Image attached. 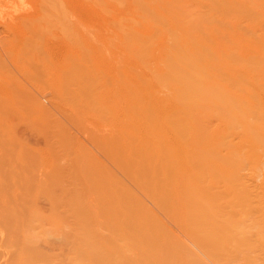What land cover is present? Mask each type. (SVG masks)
<instances>
[{
    "label": "bare ground",
    "instance_id": "bare-ground-1",
    "mask_svg": "<svg viewBox=\"0 0 264 264\" xmlns=\"http://www.w3.org/2000/svg\"><path fill=\"white\" fill-rule=\"evenodd\" d=\"M14 1L15 0H0V4L11 5L10 3ZM16 1H20L21 3L23 0ZM28 1L33 3V7L32 9L30 8L31 11L27 13L23 10V13L15 15V12L13 14L8 13L11 15H7L6 13L5 19L2 17L3 15L0 14V26H3L6 32L2 29L0 31L1 33L3 31L5 34H9H6L8 39L5 40V34L0 33L2 35L0 38L5 37L4 41L3 38L0 40V45H4L2 42H5V44L20 43L24 45H22V47L25 51L23 50L22 52L21 50L22 53H19L20 55H16L17 53H15L13 56V53L9 55L8 51H3L5 55L8 53V58L11 55L13 56L9 58L10 61L12 59V61L16 62L17 59L22 60L23 58V60H32L36 65L39 63V67H37H41L40 69L43 73H41L42 76L40 74L39 76L41 78L43 77L42 80L46 79V82L50 81V78L54 80L53 83L51 80L49 84L50 87L55 89L53 90L55 92L52 93L56 95L65 93L66 91L64 90L68 85L78 86L80 84L79 86H81V83H84L85 91H87L88 83L91 88L97 87L94 88L97 91V94L95 93L97 96L98 94H107L109 92V86H113L115 93L112 95L114 96V94H116V96H118L117 98H119V100H117V102L119 101V108H117V110L121 116V122H119V124H122L120 125V127H122V133H120L122 135L126 134V136L124 135L126 139L122 140L126 148L122 147L124 152L119 149L123 154L119 153L120 151L117 150L119 151L118 155L113 153V155L110 154V156L112 155V158L115 156L113 158L114 160L116 158L117 160L124 158L122 160L125 161L118 160L117 162H123V166H127V161L131 164V159L138 158V160L141 161H139L140 163L133 161L137 165L139 163V166H141L139 171L146 163H142V160L149 159L151 161L150 165L149 162L145 165V167L147 165L149 166V168L147 166L146 169H150L149 174H152L148 176L152 181V183H150L151 185H148V187L146 186L150 189H148L149 191L147 190L148 193L145 192V189H147L145 188L146 183L143 182V184H141L142 181L135 175L138 181L137 186H135L139 191H142V197L145 196V198L149 199L154 205V208H159L157 210H162V213L165 211L171 213V216L168 214L166 219L172 221L173 227H176L175 229H179L178 231L183 235L182 239H185L184 236H186V239L189 241L191 238L193 239L194 236L198 237V235H201L200 237H203L207 243L208 238H212V234H214L212 232H215L213 230H216V232H219V235L221 233L222 236L220 237H222L224 241L227 240L231 242L238 239L244 242L249 240V243L252 242L250 243V248L245 249V255L244 253L242 254V257L244 255L242 259H248V261L250 259L255 263L256 260L258 261L259 255L252 256V252L257 253L258 250L255 251L257 246L255 248L253 247L255 245L252 246L254 241L255 243H260V251L258 250V253H260V256L263 255L264 257V0H208L206 2L203 0H53V3L55 2L54 4L48 3L51 0ZM46 2L48 4L45 5ZM43 4L45 7L42 6ZM49 4H52L50 5L52 7L53 5L57 7L60 5L61 9H65L63 10L64 15L67 14L66 12L68 9L70 10L69 12L72 11L71 13H74V15L80 18H84L85 16H78V13L89 15V18L92 16L90 20L88 17V19L85 18L87 22H90H88V28H83V31L82 28H80L81 30L79 28L77 30L76 26L74 28V25L72 26L70 22L68 23L67 21L69 19L66 21L68 24L60 20L61 23L57 24H61L58 28L65 29L63 32H74V34L76 33L75 35H77L79 31L80 36L85 35L86 38L96 37L103 39L110 38L107 37L108 34L110 36L116 34V37L112 36L114 39L111 37L108 40L112 41V39L116 40V38H118L119 43H121L120 45H123L121 47L122 49L119 48L122 51H117L119 53V57L116 58L117 61L114 59V54H111L112 57H110L108 56L110 54L107 53V56L112 59L113 63L116 61L113 69L118 67L116 69L119 71L120 67L122 70H120L121 72L119 71L120 74L113 83L110 82L108 85L107 81H105L108 87L106 84H103L105 83L102 81L103 77H100L105 75L103 73L112 69L109 63L111 59H108V57L104 55L105 52L102 53V49H95V51L91 53L84 51V54L83 45L79 44L77 48V45L62 44V41H58L57 35L47 38L46 41L45 38H40L39 36L37 38L40 39L38 40L40 43L37 44L38 41L32 43L34 38L31 37V33L39 32L37 26L42 20H40L39 17L41 18L42 16L43 18L48 14V11H46L47 6L49 12L50 9H54L50 8ZM192 5L194 9L189 11L187 8ZM225 5L230 9L228 10ZM42 7L46 14L44 16H39V11L41 10L40 12H43ZM224 7H226V10ZM107 8H112L114 10L112 15L110 14L111 16L108 17L107 15L105 16V11L108 10ZM59 9L58 11H60ZM186 9L191 13H188ZM183 10L185 12H183ZM17 11L20 12L19 10ZM71 13H68V15ZM155 13L159 16L157 18L160 19H158L159 21L157 20V22H153L155 20L152 21L151 18ZM56 15L54 14L53 16L52 14L53 17ZM52 16L49 14L48 17L53 18ZM37 18L39 22L37 21L38 23L36 24L35 21ZM53 20L55 19L53 18ZM57 21L59 20L57 19ZM50 24H48V27L51 26ZM76 25H78V23ZM79 26L81 25L79 24ZM40 28L41 27H39V30ZM50 28L51 27H49V29ZM58 28L55 27L59 32ZM79 34L77 36H79ZM35 35L36 34H33L34 37H36ZM75 35H73V37L77 38ZM32 38L33 40L31 42H27L28 39ZM76 38L73 40L74 44H76ZM116 43L118 42L115 41V44ZM119 43L117 45H119ZM41 45L48 49V53H56L57 55L58 53L59 55L62 54V56H60L61 58L58 57V59L54 61L50 59L49 56L47 57L50 60L47 59V57L45 58L49 61L44 60V58L43 60L34 59L36 57L34 55L36 53L35 49L41 51L43 48L41 50L38 48L41 47ZM118 53H116L117 56ZM24 55H28L30 58L27 59V56L24 58ZM1 58L3 57L0 56V59ZM24 62H22V64L19 63L20 65L16 63L18 66L13 64L17 67H15L17 71L16 75L25 70L24 67L33 65L29 60ZM26 63H29V65L21 67ZM31 67L33 68V66ZM32 68L29 69L31 70ZM8 69L5 71L6 74L0 71V93L7 97V92L2 91V88L5 87L7 82L10 83L9 81H11L14 76L16 77L14 73H12L13 76L11 72H9L10 70L8 73ZM66 69H68V71H65ZM26 70L25 73L27 72ZM22 75L25 76L26 74L22 72ZM33 77L35 76L32 75L31 80L34 79ZM13 80L15 81V78ZM37 80H35V82L33 81L35 85L37 84L36 82H38L40 86H43L45 81L43 82L40 80L39 82L38 78ZM15 82H17V80ZM46 84L44 83V85ZM46 89L47 87L45 90ZM3 90H5V88ZM90 93H88V95H90ZM22 94L20 93L19 98ZM91 94L92 97L87 96L88 99L95 98L96 95L93 96L94 94ZM11 95L13 96V94H10V98ZM69 95L72 96L71 93ZM74 95H77V93ZM83 95L84 94H82V96ZM15 96L18 95L16 94ZM25 96L23 95V97ZM80 96L79 94V97ZM75 97L77 98L78 96ZM72 98L70 99L72 100ZM88 99L86 100L91 102L92 99ZM95 99H97V97ZM66 102L68 101L66 100ZM94 102H96V100ZM106 103L107 102H105V104ZM91 105L92 104H90V107H92ZM90 107L88 108L91 109ZM92 109L94 110L93 107ZM120 130L119 128V131ZM125 131L126 133L123 134ZM120 133L117 135L119 139L122 137ZM100 134L102 135V133ZM256 168L259 169L256 171L259 174L253 176L251 170ZM151 171L153 173H150ZM144 173L141 174L140 177L144 175L141 177V180L144 179L146 181L148 179L146 175L148 174L145 175ZM144 177H146V179ZM149 179L147 180L148 183L150 182ZM137 181H135L134 184H136ZM119 182H117V184H120ZM122 185L120 187H122ZM141 186H143V188ZM114 188L112 187L111 189L113 190ZM121 190H119V192H121ZM126 190L129 191V187L124 191ZM76 191L74 192L77 193ZM94 191L96 192L97 190ZM106 191L109 190L103 189L105 194L103 193L102 196L105 197V195L108 194ZM115 191L116 190H114V192ZM127 191L123 194L125 195L126 193L127 195ZM114 192L112 191V195ZM110 193L108 194L109 197H111L110 201L114 203L112 198L116 200L118 197H112ZM114 196H118V193ZM129 196L133 199L135 198L130 194L128 197L126 196L127 199H125L129 200ZM109 197H107L106 200L109 199ZM126 200H122V207L128 205ZM132 200L130 201V205H132ZM107 201L109 202V200ZM119 201H121V199L118 200V205ZM111 202H109L110 205L112 204ZM113 206L116 205L113 204ZM120 206L121 204L119 208H121ZM198 207L202 209L203 215H197L198 217L195 216V220L193 216H190L193 220L192 222L188 219L187 215H189L188 213L191 212V209H199ZM228 207L236 209V211H234V215L236 216L232 215L231 218L227 217V219L225 218L228 215L227 213L225 217H223L225 219L222 217L220 218L217 215V211ZM78 209L80 210V208ZM146 209H148V207H146ZM151 211L149 214L153 213ZM145 212L147 211L145 210ZM159 212L157 211L158 215ZM105 218L106 217H104V219ZM83 222L84 221L80 223ZM160 222L162 221L159 220L158 223ZM167 222L165 225H167ZM173 227H171V229ZM172 231L170 230L169 235L172 234ZM161 234L162 232L160 233L159 239H165L164 235L166 232L165 234ZM106 236L107 235H105V237ZM215 238H217V241L220 239L216 236ZM155 239H157V236ZM163 241L165 243V240ZM222 243L223 242H221V244ZM81 244L84 246L86 243L84 244L83 241ZM87 244L91 245L89 242ZM168 245L170 247V244ZM87 247L85 246V248ZM80 248H82V245ZM207 248L208 247H206L207 253L201 254L208 257V254L212 255L214 252L212 251L213 249L210 250L212 252H208ZM220 249L222 250V248ZM82 252H84V249ZM215 257L217 259L218 255L212 258L215 259ZM237 258L235 257V259ZM200 259L199 255H195L194 260L196 262H201ZM233 259L234 258H232V260ZM229 260L231 261V259H228V261ZM247 262L245 261V263ZM220 263L222 264V262ZM248 263L251 264L252 262L250 263L249 261Z\"/></svg>",
    "mask_w": 264,
    "mask_h": 264
},
{
    "label": "rangeland",
    "instance_id": "rangeland-1",
    "mask_svg": "<svg viewBox=\"0 0 264 264\" xmlns=\"http://www.w3.org/2000/svg\"><path fill=\"white\" fill-rule=\"evenodd\" d=\"M47 1H50V0H47ZM51 1L48 3H53V0ZM203 1L206 2L208 0H203ZM19 3L20 1L15 0L14 2L10 3L11 5L0 4V12H1L0 14L3 15L2 17L4 18L6 13L7 15H11L14 12H15L14 13L15 15V14L23 13V11L27 13L31 11L30 8L32 9L33 7V3L28 0H23L21 1L20 4ZM48 3L46 2L45 5ZM45 5L43 4L42 6L45 7ZM50 5L52 4H49V6ZM192 6H189L192 9L189 7L187 9L189 11L193 10L194 6L193 7ZM43 7H42V11L44 9ZM56 7L57 6L55 5H53V7L50 6V8H54V9ZM59 7L60 5H58V7L56 8L57 11L56 10L54 11V9L53 10L50 9V12L52 11L51 13L53 14V16L54 14L56 15L57 13H59L55 17H53L52 14L49 12V10H47L49 9L48 6L46 7L47 8L46 11H48L47 15L49 16L50 14V16H52L56 20V22L55 20H53V18L48 17L47 15H46L47 17L44 16L46 14L44 13V11L42 12L43 14L40 12L41 10L39 11V16L43 15L44 17L42 18L41 16L40 18L38 16L39 19L40 20L42 19V20L39 22L38 21L39 19L37 18L35 22L36 24L39 22L38 26L41 28L39 30V27L37 26L39 32L31 33V37H33L34 40L33 38L28 39L27 42H31L33 40L32 43H35L38 40H40L39 38H37L39 36L40 38H45V41H46L47 38L57 35L56 37H58V41L59 42L62 41V44L64 43L65 45H69V44L77 45L76 46L77 48L79 44L83 45L84 54L87 51L91 53L95 51V49L97 50L98 48H100V50L102 49L101 50L102 53L105 52L104 55H106V57L108 56L112 57L111 54L115 55V58H114L115 60L117 57H119L118 52L120 51L118 50H121L122 49L121 47L123 45L122 46L120 45L121 43H119L118 38H116V40H113L114 37H116L115 36L116 34H113V32H112L113 34L112 36L114 37L110 36L109 34L107 36V37L113 38L111 41V40H108L110 38H106L107 40L103 38H96V37L86 38L85 35L80 36L79 31L77 32L79 36H77L78 34L75 35L76 33L74 34V32H72L73 34L70 33L69 31L63 32V30L65 29L58 28L59 25L61 24L58 25L57 23H61L64 21V23L70 22L72 26L74 25V28L76 26L77 30L78 28L79 29L82 28V31H83V28L84 29L86 27L88 28V22H90V21L87 22L89 15L78 13L77 14L78 16L79 15L83 17L85 16L84 18L82 17L80 18L74 15V13H71L72 11L69 12L70 10L67 9V12H66L67 14H65L66 15L65 16L63 13V10L65 9H61V7L59 9ZM226 7L228 9V6ZM226 7H224L225 10H226ZM58 9L60 11L62 10L61 13L63 15L60 13V11H58ZM107 9L108 10L105 11V16L107 15L108 17L112 15L114 10L112 8H107ZM187 9L186 11L188 12ZM17 10H19L20 12H18ZM183 12L185 11L183 10ZM8 13H11V14H8ZM68 13H71V14L68 15ZM188 13H191V12H188ZM155 14H153L154 16L151 17L152 21L155 20L153 22H157V20L159 19L157 18L159 16L157 14L156 16ZM57 19L59 21H57ZM90 19H92V16L91 18H89V20ZM77 23L78 25H76ZM48 24L51 25L49 26L51 27L50 29L48 27ZM79 24L81 26H79ZM43 26L44 27L47 26V27L44 28ZM55 27L59 29L60 33L58 32L57 29H55ZM1 29L5 31V28L3 26L2 27L0 26V30ZM3 31L2 33H4ZM61 31H62V34H61ZM53 32L55 33V35ZM1 34H0V37L2 36ZM6 34H5L6 38L4 37L5 40L8 39V36ZM33 34H36L35 35L36 37H34ZM69 35L70 36L72 35L71 36L72 39ZM73 35L77 36V38L73 37ZM2 38H0V40ZM4 38H3V41H4ZM74 38H76V42H75L76 44L73 43ZM115 41H117L119 45H117L118 43L115 44ZM38 43L40 42L38 41L37 44ZM2 44L4 45H0V47L2 48V49L0 48V56L3 57L0 59V71L1 73L6 74L5 71L6 69L9 68L7 72L10 70L9 72H11V74L14 73V75H16L17 71L15 67L22 64V62H24L25 59L24 60L23 58L22 60L17 59V61L15 62V61H12V59L10 61L9 58L12 55L14 56L15 53H17L16 55H18L19 53H22L24 50L22 47L23 44H20V43L5 44V42H2ZM2 46L5 48H3ZM38 48L39 50H41L42 48L44 50L42 49L41 51H38V49H35L36 53L34 55L36 57L34 56L35 57V58L33 57L34 59L43 60L44 58V60L46 61H49L50 59L54 61L55 59L57 60L58 57L62 56V54L59 55V53L58 55L56 53L55 54L48 53V49L42 47V45L41 47H38ZM80 49L82 51L81 47ZM3 51H6V52L8 51L9 55L10 53L11 54L13 53V54L8 58V55H7L8 53L5 55V52ZM16 51H19V52H16ZM107 53L110 55H108ZM116 53H118V56L116 55ZM26 56H27V59L30 58L28 57V55H24V58H26ZM47 56H49L50 59ZM46 57L49 60L45 59ZM110 57H108V59ZM28 60L32 62V60L30 59ZM28 60H25V62ZM116 61H114L113 63L111 59L109 63L111 64L112 69L106 73H103L105 75L103 76H101L102 74L100 75L101 76L100 78L103 77L102 81L103 82L107 81L108 85L110 84V82L113 83L114 80H116V78L121 72L120 70H122L120 67H119L120 72L118 71V69H116L118 67L113 69L115 66L114 64H116L115 63ZM16 63L18 65H16ZM34 63L33 65H30L29 67H24L26 65L28 66L29 63H26L23 66H21V67H24L25 70L28 69L26 70L27 71L26 73H25V70L22 71L23 74H26L27 76L22 75V72H21V73H17L19 77L16 75L17 77L16 78L12 74L15 78V81L17 80V82H15L13 78L12 79L13 81L11 80L9 81L10 83L8 82L6 83L5 87L3 86L5 90H3L4 88H2V91L7 92L8 97L0 93V96H1L0 97V114H1L0 115V264H215L216 262H217L216 264H221L220 262H222V264L223 263L228 264L229 262H230L229 264H232L233 261H234L233 262L234 264L235 260H236L235 264H244L245 261L246 262L248 261V259L244 260L242 258L245 255L244 253L246 252L245 249L250 248V243H252V242L249 243L250 240L245 241V242L238 240V239L231 241V242L230 241L228 242L227 240L224 241L222 237H220L222 236L221 233L219 235V232L218 231L216 232V230H213V231L216 232L215 236L218 237V239L220 238L219 240L222 239L220 242H218L219 240L217 241V238H215L214 236L215 232H212L214 234H212V238L211 237L208 238L207 243H206V240L203 239V237H200L201 235H198V237L194 236L193 239L191 238L189 241L186 239V236H184L185 239H182L183 238L182 233L178 231L179 230L178 228L175 229L176 227H173V223L169 219L171 216V213L169 211L168 212L165 211L163 212L164 213L163 214L162 210H157L159 208L157 209L154 208V205L150 202L149 199L145 198V196L142 197L143 195L141 193L142 191L141 190L139 191V189L136 188L137 183H138L137 177L140 179V181H142L141 184H143V182L147 184V185L145 184V188H147L148 185H151L150 183H152V181L149 179L150 177L148 178V176H151L152 174H149L150 169L149 170L146 169L148 165L145 167L147 162H149V165H150L151 161L149 159L144 160V161L142 160V163L146 162L145 165L143 164L146 171L144 170V167L140 169L139 171V168L141 167L139 166V163L141 161L138 160V158L134 157L135 159H131L132 160L131 164L127 161L126 162V164L128 163L127 166L126 165L123 166L122 165L124 164L123 162L117 163L119 159L117 160L116 158L114 160L113 158L115 156H113V158L111 157L113 153L114 154L116 153L117 155L119 153L123 154L122 152H124V150H122L123 149L122 147H125V144H123L124 141L122 142V140L126 139L125 137L126 134H124L126 133V131L123 132L125 136L121 134L122 127H120V125L122 124L121 123L119 124V122H121L120 121L121 116L117 110V108H119L118 107L119 101L117 102L119 98H117L118 96H116V94H114V96L112 95L113 93H115L114 92L115 89H113V86L112 87L109 86V92L107 94H98L97 96L96 95L97 91L94 89L97 87L91 88V86L89 87L90 84L88 83H87L88 87L86 86L87 91H85L84 83L83 84L81 83V86H79L80 84L78 86L68 85L69 90H68V87H66L64 90L66 92L63 93L65 96L63 94L56 95L55 93H52V92H55L53 91L55 89L50 87V84H49L52 78L49 79L47 77L50 80L47 82L45 81L46 80L45 77H44L45 80H42L43 77L41 78L39 76V74L41 75L42 73L40 69L41 67L38 68L39 63H37V65L36 63L35 64ZM13 64H15L16 66ZM31 66H33V68H35L36 66V68L33 69ZM29 68H32L33 70L32 69L30 70ZM65 71H68V69H66ZM32 75L37 77L39 79V82L40 80H42L43 82L45 81L44 83L45 84L47 83L46 84L47 86L44 85V83H43V86H40L39 83L36 82L38 84V85L36 84L37 85L36 87L34 82L35 80H37V78L33 77L34 79L31 80ZM45 76H48V75H45ZM53 81L54 80H52V83ZM103 84H106V82ZM46 87L47 89L45 90ZM88 88L91 90H89ZM90 92L94 94L93 96L96 95L95 98L97 97V99L93 98L94 99L93 100L91 98L93 101L90 98L88 99L87 96L92 97V94ZM11 93L13 94V96L11 95V98H10ZM20 93L21 94L23 93V94L19 98ZM70 93L72 94V96L69 95ZM76 93L77 95H74ZM88 93H90V95H88ZM16 94L18 96H15ZM79 94L81 95L80 97H79ZM82 94H84L83 95L84 98ZM23 95L24 96L26 95V96L23 97ZM75 96H78L79 98L78 97L76 98ZM58 97H61L62 100L61 98H58ZM70 98H72V100L74 101H72ZM86 99L91 100V102L87 101ZM66 100L68 102H66ZM95 100L96 102H94ZM105 102L107 103L105 104ZM89 103L92 104L91 106L94 108V110L92 109V107H90ZM88 107H90L91 109H89ZM101 112H104V113H101ZM119 128L121 129L120 131H119ZM100 133H102V135ZM118 133H120V136H122L121 139H119V136L117 137ZM119 149H121L122 152ZM117 150H119L120 152ZM110 154L112 155L110 156ZM110 158L113 160H111ZM122 159L124 158H121L120 160ZM133 160L135 162H139V161L140 162L137 165L136 163H134ZM122 161H125V160H122ZM258 170L259 169L257 168L251 170L252 171L251 174L253 176H257L259 173H257L256 171ZM143 173L145 175L148 174L146 176L150 180L149 183L147 181L148 179L145 181L142 178L144 181L141 180V177H143L144 175L141 177L140 175ZM150 173H153V172L151 171ZM135 175L137 177H135ZM144 178L146 179V177ZM119 179H120V182H119ZM123 181L127 185H125ZM135 181H137L136 184H134ZM117 182H119L121 185L122 184L124 185L120 187L121 185L117 184ZM112 187L113 188L115 187L116 189L114 188L112 190L111 189ZM128 187H129V191L126 190L127 195L126 193L124 195L123 193L126 192L124 190L128 189ZM141 187L143 188V186ZM103 189L109 190V191H106V193L109 194L111 192L110 195H112V191L114 192V190L117 191L118 189L119 190L123 189L121 190V192H119V190L117 192L115 191L112 195V197H116V198L120 197L119 199H121V201H119V205L121 204L120 207L123 210L119 208V205L117 203L119 199L117 198L118 200L116 199L117 200L116 201L114 198H112L114 202L112 203L110 201L111 197H109V195L107 194L108 196L105 195V197L106 196L109 197V199L107 200H109V202L112 203L111 204L112 208H111V205L106 200L107 197L105 198L104 196H102L104 193ZM148 189L149 188L145 189V192L148 193V191L150 190ZM94 190H97V191L95 192ZM74 191H76L77 193H75ZM81 193H82V196H81ZM117 193H118V196H114V195H117ZM130 194H132V196L135 198L133 199L131 196H129L130 197L128 198L129 200H126L128 195ZM121 195L124 197H122ZM130 199L131 200L133 199L132 205H130V201H131ZM122 200H126L127 201L126 203H128V205L123 206L124 208L122 207V203H121ZM135 201L137 202V204ZM113 204L116 206H113ZM145 205L146 207H148V209H146ZM78 208H80V210ZM230 208L231 207L218 210L217 215L220 218L221 217L223 218L228 213V215L225 218L227 217L231 218V216L234 215L235 213L234 211H236V209L235 208L230 209ZM145 210L147 212H145ZM156 210L158 212L161 211L159 212V215ZM150 211L155 213V214L150 213L151 215L153 216L155 215L156 217L159 216L158 217L159 219L156 218L155 216H154L155 218L151 216L149 214ZM190 211L191 212L188 213L189 215H187V217L192 222L193 220L192 218H190V216H193V219L195 220V216L198 217L197 215L199 216L203 215L202 209L200 208L199 209L194 208L193 210L191 209ZM168 214L170 215L168 218L170 221L166 219L168 217ZM104 217L106 218L104 219ZM233 219H236V218H233ZM128 220L130 223L128 222ZM159 220L162 222L158 223ZM82 221L84 222L80 223ZM166 222H167V225H165ZM171 227L173 228L171 229ZM170 230L171 231L173 230L174 232L172 231L171 232L172 234L169 235ZM161 232L162 234L163 233L165 234L166 232V234L164 235L165 239H162V240L159 239ZM105 235L107 236L105 237ZM141 236L143 237V239ZM156 236H157V239H155ZM214 238L216 239V241ZM37 240H40V241H37ZM163 240H165V243ZM193 240L195 243L193 242ZM83 241H84V244L85 243L87 244L89 242L91 245L85 244L83 246V244H81L83 243ZM221 242L223 243L221 244ZM171 243H172V246H171ZM168 244H170V247ZM81 245H82V248H80ZM85 246L86 247L88 246V247L85 248ZM252 246L254 248L257 246L255 251L257 249L259 250L260 243L259 242L255 243L254 241ZM206 247H208L207 248L208 252L211 249H213L212 251L214 252L213 253L214 255L212 253L211 254L213 256L208 254L211 257V259L209 256L207 257L201 254V253H204V254L207 253ZM220 248H222V250ZM83 249H84V252H82ZM258 250H257V253L260 251ZM243 253L244 255L242 257ZM252 253H253L252 256L259 255L258 261L256 260L257 264L258 262L259 264H264L263 255L260 256V253L258 254L255 252H252ZM195 255L197 256L199 255V257L201 258L200 259L201 262H196L194 260ZM215 255L216 256L218 255L217 259L216 257L215 259H213ZM235 257L236 258L238 257V258L235 259ZM232 258L234 259L232 260ZM228 259H231L232 262L230 260L228 261ZM249 261L250 263L251 262L255 263L251 261L250 259Z\"/></svg>",
    "mask_w": 264,
    "mask_h": 264
}]
</instances>
